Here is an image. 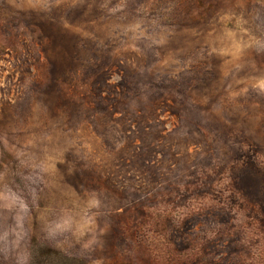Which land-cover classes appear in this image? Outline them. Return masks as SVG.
<instances>
[{
    "label": "rangeland",
    "instance_id": "rangeland-1",
    "mask_svg": "<svg viewBox=\"0 0 264 264\" xmlns=\"http://www.w3.org/2000/svg\"><path fill=\"white\" fill-rule=\"evenodd\" d=\"M42 260L264 264V0H0V264Z\"/></svg>",
    "mask_w": 264,
    "mask_h": 264
},
{
    "label": "trees",
    "instance_id": "trees-1",
    "mask_svg": "<svg viewBox=\"0 0 264 264\" xmlns=\"http://www.w3.org/2000/svg\"><path fill=\"white\" fill-rule=\"evenodd\" d=\"M37 243V241H35V244ZM33 246H34V244H33ZM32 246V247H33ZM33 251H34V248L32 249ZM63 254V253H62ZM64 256H66L65 254H63ZM66 258H68L69 260H80L81 261V259H77V258H75V257H67L66 256ZM41 264H46V260H42V262H41ZM82 264H84V263H82Z\"/></svg>",
    "mask_w": 264,
    "mask_h": 264
}]
</instances>
